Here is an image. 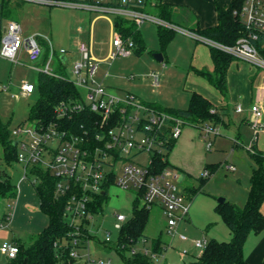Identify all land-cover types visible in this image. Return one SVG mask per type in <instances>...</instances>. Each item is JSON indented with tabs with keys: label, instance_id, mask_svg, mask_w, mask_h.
Returning a JSON list of instances; mask_svg holds the SVG:
<instances>
[{
	"label": "built area",
	"instance_id": "obj_1",
	"mask_svg": "<svg viewBox=\"0 0 264 264\" xmlns=\"http://www.w3.org/2000/svg\"><path fill=\"white\" fill-rule=\"evenodd\" d=\"M36 2L49 6H62L73 9L98 13L99 15H115L125 17L141 25L147 20L158 23L177 32L185 33L195 39L214 47L234 58L250 63L252 66L264 70V0H239V6L233 11L243 23L246 34L242 35L234 44H226L199 34L177 23L165 20L149 10L141 9L143 2L153 0H20ZM112 36L110 47L105 58L100 59L94 52L92 40L79 41L77 49L81 57L74 62L72 79L77 86L87 89V101L73 104H61L58 108V116L71 117L73 114L90 109L101 116L100 126L96 123L94 133L85 131L78 133L73 130H61L57 124L48 127H32L23 129V125L17 127L15 133L30 136L28 141L17 139L18 161L24 165V179L28 173L37 177L30 167L38 166L49 171L55 178L56 194L65 197V217L70 225V233L67 239L61 243H55L61 253L57 254V264H113L111 258L108 261L98 254L99 249L107 248L111 243L112 232L104 228L103 223L97 224L96 219L103 212L93 211L96 196L100 193L108 196L109 188L106 184L110 175L114 173L115 184L124 189L137 188V193L142 191V203L160 211L166 218V232L170 242L176 237L188 240L186 234L181 231V224L188 220L191 208V198L184 194L185 188L179 182L181 173L169 167L156 172L153 164L154 155H162L166 158L167 146L176 141L182 134L186 125L184 119L167 111L150 109L132 92L118 94L105 89L102 81L98 80L99 65L102 61L110 62L121 56H129L135 50V41L125 38L115 27V20L110 19ZM39 34L25 36L20 23L10 20L3 30L1 39L0 56L13 62L21 61L22 53H25L32 67L39 72L58 75L51 67V61L59 54L61 59L67 60V48H57L54 42L47 38L42 45L38 39ZM46 48L49 57L44 66H38ZM59 52V53H58ZM109 75V70L104 73ZM133 77V76H131ZM153 85L160 84L159 75L152 74ZM5 84H0V90H7ZM22 91L30 94L35 86L30 82H24ZM254 113L253 126L256 134L263 128L259 121L262 110L257 104L252 107ZM242 110L239 105L236 109ZM200 136L206 140V148L211 150L216 135L220 134V127L212 121L205 122L198 127ZM252 150V146L248 148ZM147 152L149 160L143 164L136 160L141 152ZM231 170L236 167L227 166ZM211 175L209 169H204L203 177ZM112 186V185H111ZM105 205V204H104ZM14 205L4 214L8 222L12 219ZM115 226L120 229L129 218L125 214L116 212ZM5 226V223H1ZM102 234V235H100ZM209 238L193 239L195 248L202 252L209 243ZM145 242L146 240L143 239ZM170 243L167 241V248ZM118 252L117 248H108ZM16 242H5L1 245V252L13 259L19 253ZM165 250V251H166ZM62 251L64 257H61ZM134 254L140 250L137 245L128 250ZM146 247V255H149ZM181 254H188V250H182ZM156 256V253L153 252ZM165 257L163 256V261Z\"/></svg>",
	"mask_w": 264,
	"mask_h": 264
},
{
	"label": "rangeland",
	"instance_id": "obj_2",
	"mask_svg": "<svg viewBox=\"0 0 264 264\" xmlns=\"http://www.w3.org/2000/svg\"><path fill=\"white\" fill-rule=\"evenodd\" d=\"M9 3L3 11L2 3ZM155 14L154 9H149ZM2 18V29L8 25L10 20L21 24L25 36L39 34L38 39L42 45L47 38H50L57 48H67V60L63 61L59 54L51 61V67L55 72H63L68 78L74 79V62L81 57L77 45L79 41L90 40L91 19L100 17L94 24L95 54L104 58L109 50V42L112 36L110 19L115 20L116 16L99 15L89 11L73 9L62 6H49L36 2L20 0H0V17ZM91 15L92 17H89ZM158 23L147 20L140 25L141 33L145 43L142 50L134 51L129 56H121L110 62L102 61L99 65L98 79L101 81L104 73L109 70L110 75L103 80L104 87L110 92L123 94L126 92L135 93L140 100L147 102H159L163 106L174 108H187L190 102L191 92L197 90L204 93L209 92L214 97L219 92L209 82L194 71V67L204 64L208 67L209 50L208 45L185 33L177 32L165 50L158 35ZM59 53V52H58ZM156 53H162L164 61L158 60ZM24 55V54H23ZM49 57V56H48ZM46 59L43 57L36 63L44 66ZM235 58L232 62V70H236ZM207 70L206 68H200ZM159 75L160 84L153 85L152 74ZM133 76V77H131ZM39 71L32 67L27 57H21V61L13 62L0 56V84L7 85V90H0V118L12 130V138H19L28 141L29 135L15 133L18 125L23 122V129L32 127L29 120L30 109L40 97L38 87ZM34 84V92L27 94L21 87L24 82ZM82 96L87 101V89L79 86ZM220 106V105H218ZM241 121L239 120L238 123ZM229 120L224 118V127H228ZM224 128L216 135L213 147L206 152V163H220L216 165L214 172L204 178L206 184L197 194L188 191V186L199 187L203 167L192 172L193 176L181 172L179 182L185 188L184 194L191 198L189 220L183 221L181 231L187 235L188 240H181L176 237L170 242L166 232V218L156 208L152 211L150 221L146 227V235L149 239L145 242L139 241L137 249L145 252L149 248V255L153 257L155 264H191L200 253L194 247L192 240L199 238L217 239L230 241L232 232L224 218L217 211L219 198L225 197L233 200L238 205H244L246 196L244 185L248 183L252 158L250 150L256 138V130L253 127L243 125L240 130L241 143L234 146L233 128ZM197 132L198 127L186 124L182 136ZM199 132V131H198ZM200 134V133H199ZM201 138V139H199ZM206 144L201 136L195 137ZM200 150H202L200 148ZM205 154V153H202ZM136 160L147 164L148 153L141 152ZM237 164L236 170L229 169L230 163ZM171 169V167H169ZM241 177L240 183L237 178ZM0 178H8L17 185L16 198L0 196V264H12L13 261L1 252V245L5 242L18 240L24 243L30 241L33 229L37 228L36 234L41 232L48 224V216L43 213L40 207L39 197L35 189L34 176L28 173L24 179V165L17 159L7 162L3 156V148L0 145ZM137 188L124 189L115 184L108 190V198L105 202L103 212L96 219L97 224L103 223V227L111 230L112 240L119 238V231L115 226V213L120 212L127 218L133 216L134 201L137 196ZM246 201V200H245ZM14 205L15 216L11 222L4 218L10 206ZM1 223H5L2 226ZM163 233L164 238L170 246L162 254L153 255L152 238ZM102 235V234H100ZM188 250V254H181L182 250ZM98 254L106 261L111 258L113 264H125V259L132 254L129 251L117 253L110 249H99ZM163 256L165 257L163 261Z\"/></svg>",
	"mask_w": 264,
	"mask_h": 264
},
{
	"label": "trees",
	"instance_id": "obj_3",
	"mask_svg": "<svg viewBox=\"0 0 264 264\" xmlns=\"http://www.w3.org/2000/svg\"><path fill=\"white\" fill-rule=\"evenodd\" d=\"M239 0H233L230 6H222L217 3V11L219 14V23L217 25L201 28L199 23L192 28H188L199 34L213 38L226 44H234L238 38L246 34V29L241 20L233 13L234 9L239 6ZM9 3H2L4 8ZM141 9H154L155 14L159 17L177 23L172 18L173 7L164 0H153L143 2ZM8 14V11L6 12ZM2 18L0 17V47L3 35ZM116 29L125 37L132 38L135 41V50L139 51L145 47L140 25L135 21L125 18H115ZM187 28V27H186ZM176 31L172 28L158 25V35L162 44V50L175 36ZM134 50V51H135ZM211 57L214 63V70L194 69V71L203 76L222 96H226L228 92V70L234 61V57L224 51L210 47ZM49 56V50L46 48L44 58ZM58 75L46 74L39 72L38 87L40 97L35 104L31 106L29 120L37 127H48L57 124L61 130H73L78 133L91 131L94 133L96 123H99L101 116L85 108L71 117L58 116V108L61 104H73L82 101L83 96L79 86L68 78L63 72H56ZM141 102L150 109L158 111H167L182 117L186 124H192L201 127L205 122L212 121L215 124L224 123L223 114L216 107L213 101L197 90L191 92L190 102L187 108H174L163 106L159 102ZM23 122L18 125L22 126ZM100 126V123L97 127ZM12 130L0 118V145L3 148V156L5 161L11 162L18 160V147L14 144L12 138ZM240 142L235 140L234 146ZM175 141L167 146L166 158L162 155L153 156V164L156 172L162 171L169 166L168 155ZM252 158L251 170L249 175L248 196L244 205H238L226 199L217 205V211L224 218L228 227L232 232L230 241H220L210 239L207 247L200 252L194 262L191 264H253L248 261L244 254V245L251 232H261L264 230V213L262 205L264 203V150L256 147L254 139L252 150H250ZM220 163H208L205 169H209L211 173L216 169V165ZM32 173L36 175L35 189L40 201V207L43 213L48 216L49 222L47 226L38 234L31 236L28 243L16 240L19 246L17 257L13 258L12 264L26 261V264H57L58 256L61 253L60 248L55 247V243H61L63 239H67L70 233V225L65 217V197H59L56 194L55 178L49 171L41 167H30ZM209 177V176H208ZM204 178L200 176L199 187L188 186V191L197 194L206 184ZM239 181V178L237 179ZM115 183V175L112 173L106 184L109 188ZM17 185L8 178H0V196H8L16 198ZM142 191L137 193L134 201V213L126 222L123 223L119 231V238L111 241L107 245V249L117 248L119 254L125 253L131 247L137 245L143 239L148 240L146 235V227L149 224L150 216L154 210L142 203ZM106 194H98L96 202L93 205V211H101L107 201ZM152 251L156 254L164 253L167 247V240L163 233L156 238H152ZM66 251H62L61 257H64ZM125 264H155L153 257L138 251L130 258L125 259Z\"/></svg>",
	"mask_w": 264,
	"mask_h": 264
},
{
	"label": "crops",
	"instance_id": "obj_4",
	"mask_svg": "<svg viewBox=\"0 0 264 264\" xmlns=\"http://www.w3.org/2000/svg\"><path fill=\"white\" fill-rule=\"evenodd\" d=\"M164 1L173 7V14H172L173 20L181 23L183 26H185V28L186 27L192 28L196 26V24L198 23L201 28H208L217 25L219 23L217 3L221 4L222 6L228 7L233 2V0H164ZM89 17L92 16L89 15ZM99 18L100 17H95L91 19L90 22L91 23L90 40H92L94 50H95L94 23ZM109 47H110V42H109ZM207 48L209 50V59H210L208 62V67L204 64H200L194 67V69L206 68L209 71L214 70V63L210 53V46H207ZM23 56L27 57L25 53H22L21 57ZM107 76L105 75L102 76L103 79L101 81L103 82L104 78ZM202 94H204L206 97L210 98L213 101L216 107L223 114V119L225 118L229 120L230 125L228 127H224V123L217 124V126L220 127V132L224 128L227 129L233 128L234 132L232 133V136L234 138V142L235 140H238L241 143V140L239 139L240 130L244 124L254 128L253 126L254 113L252 112L251 109V107L254 104H257L263 112L262 116L259 118V121H261L264 125V70L263 69L252 66L250 63L246 61L237 59L236 70H232L231 66L228 70L227 95L224 97L220 92L215 97L211 95L209 92L208 93L204 92ZM239 105L242 107V110L238 112L236 109ZM239 120L241 121L240 123H238ZM198 131L197 132L193 131L190 135H186V136L181 135L175 141V144L170 150L168 155V160H169L168 167H171L172 170L178 171L179 173L184 172L185 175L193 176L192 172H196V170L202 167L203 169L206 168V164H208L206 163V157H207L206 152H204V150L207 151L206 144L201 142L202 140L201 141L195 140V137H200L199 134L200 131L199 132ZM214 139H216V137ZM255 140H256V147L264 150V126L256 134ZM200 148L202 150H200ZM230 164L234 165L237 169V164L233 162ZM238 178L239 181L238 180L237 181L238 183H240L241 177L239 176ZM247 180L249 183V176ZM244 187H245L244 189L246 192V196L245 199H243L244 200L243 202H245L248 196V184L244 185ZM230 201L234 202L231 199ZM262 211L264 213V203L262 205ZM14 216L15 214L13 212V216L11 220H13ZM36 231L37 228L33 229V234H36L35 233ZM12 242H16V240H13ZM244 254L246 259L251 263L264 264V230L261 232H251L248 235V238L244 245ZM9 259L11 261H14L11 258ZM17 264H26V261Z\"/></svg>",
	"mask_w": 264,
	"mask_h": 264
},
{
	"label": "water",
	"instance_id": "obj_5",
	"mask_svg": "<svg viewBox=\"0 0 264 264\" xmlns=\"http://www.w3.org/2000/svg\"><path fill=\"white\" fill-rule=\"evenodd\" d=\"M156 57L158 58V60L163 61L164 60V56L162 55V53H156ZM62 60H65V57L62 56ZM14 144H17V140L14 141ZM226 200L225 197H221L219 198V202H224Z\"/></svg>",
	"mask_w": 264,
	"mask_h": 264
}]
</instances>
